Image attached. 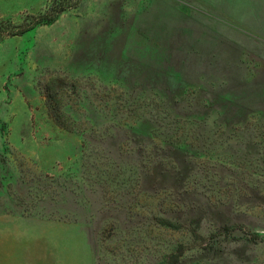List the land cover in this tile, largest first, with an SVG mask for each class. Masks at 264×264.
<instances>
[{
  "label": "rangeland",
  "instance_id": "obj_1",
  "mask_svg": "<svg viewBox=\"0 0 264 264\" xmlns=\"http://www.w3.org/2000/svg\"><path fill=\"white\" fill-rule=\"evenodd\" d=\"M6 3L0 264H264V0Z\"/></svg>",
  "mask_w": 264,
  "mask_h": 264
},
{
  "label": "trees",
  "instance_id": "obj_2",
  "mask_svg": "<svg viewBox=\"0 0 264 264\" xmlns=\"http://www.w3.org/2000/svg\"><path fill=\"white\" fill-rule=\"evenodd\" d=\"M58 14V13H57ZM57 14H55V10H54V8H51V9H49V11L46 13V14H43V15H40L39 16V19H41V18H47V21H52L55 17H56V15ZM28 28H24V29H22V30H20L21 32H23V31H26ZM19 31V32H20ZM19 32H11V33H5V32H3V31H1L0 30V40L1 39H3V37L6 35V34H17V33H19ZM52 114V113H51Z\"/></svg>",
  "mask_w": 264,
  "mask_h": 264
},
{
  "label": "crops",
  "instance_id": "obj_3",
  "mask_svg": "<svg viewBox=\"0 0 264 264\" xmlns=\"http://www.w3.org/2000/svg\"><path fill=\"white\" fill-rule=\"evenodd\" d=\"M1 2H4V4H6V7H4V8H7V7H9V6H10V4H9V3H6V2H9V0H1Z\"/></svg>",
  "mask_w": 264,
  "mask_h": 264
}]
</instances>
